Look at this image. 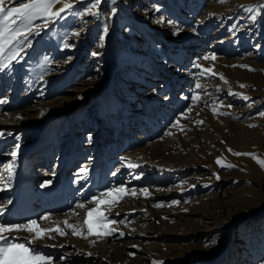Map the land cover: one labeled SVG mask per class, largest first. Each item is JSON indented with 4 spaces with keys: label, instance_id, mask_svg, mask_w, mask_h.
Instances as JSON below:
<instances>
[{
    "label": "rangeland",
    "instance_id": "rangeland-1",
    "mask_svg": "<svg viewBox=\"0 0 264 264\" xmlns=\"http://www.w3.org/2000/svg\"><path fill=\"white\" fill-rule=\"evenodd\" d=\"M65 2L12 24L25 35L0 58V213L26 224L41 205L38 226L65 233L31 241L52 264H264V168L232 143L264 159V0ZM117 188L100 206L112 235L56 224Z\"/></svg>",
    "mask_w": 264,
    "mask_h": 264
},
{
    "label": "snow or ice",
    "instance_id": "snow-or-ice-1",
    "mask_svg": "<svg viewBox=\"0 0 264 264\" xmlns=\"http://www.w3.org/2000/svg\"><path fill=\"white\" fill-rule=\"evenodd\" d=\"M100 0H95L92 7H96ZM7 3H11V0H7ZM57 3H62L63 6L55 11H53L54 6ZM72 9V4L65 2V0H27V2L21 3L18 7H7L6 0H0V58H2L6 51L10 49V46L17 39L18 36L25 35V33L19 28H12L11 25L15 24L16 21H31L36 18L55 19L59 17L62 13ZM115 11V9H113ZM96 15V13H92ZM255 17H253L254 19ZM106 31V29H105ZM30 34V32L28 33ZM103 40V37H101ZM17 53L13 52L9 57V62L15 60ZM214 58V57H213ZM208 59V57H205ZM9 64H0V67H8ZM251 70V69H250ZM210 72V70H205ZM203 74V73H202ZM223 78V77H221ZM201 87L199 84L197 88ZM245 87V85H241ZM194 101L198 100V96L193 97ZM2 102V101H0ZM264 116V113H261ZM202 123V121L200 122ZM253 126V125H250ZM3 135V133H0ZM231 151V149H229ZM234 155H246L254 159L257 164L264 168V159H259L255 153H233ZM13 158H15L16 153H12ZM216 163L221 166H225L221 163L218 158ZM129 167H135V165L129 164ZM227 167H233V165H226ZM9 175L12 173V166H8ZM44 185H42L43 187ZM126 189L117 188L110 189L106 193H101V197H114L113 199L104 200L101 198H93V202L96 204L95 208H90L87 210L86 218L82 225L69 224L64 221L66 228L71 229L73 235L81 236L87 238L83 232V228L86 226L88 229L87 235H96L98 237H104L112 235L114 229L108 227L109 224H114L116 221L109 220L107 216L103 214L100 210L102 204H107L109 207L119 202L126 193ZM145 195L147 192L145 190ZM173 203H176L175 201ZM157 207L159 205H156ZM78 208H84V204L77 205ZM95 217L94 221H90L89 217ZM41 219H48V217H41ZM122 222V221H121ZM96 223L101 226V231L98 233L93 232L92 224ZM24 230L30 233H35L34 239H42L49 232H56L60 235H64L63 229L60 227H54L50 229L39 228L37 221L29 220L26 224H5L0 223V264H52V258L50 256H44L36 252L34 248L31 247V241H25L24 243L15 242L14 239L9 237V233L12 231ZM154 264H160V262H154Z\"/></svg>",
    "mask_w": 264,
    "mask_h": 264
},
{
    "label": "bare ground",
    "instance_id": "bare-ground-1",
    "mask_svg": "<svg viewBox=\"0 0 264 264\" xmlns=\"http://www.w3.org/2000/svg\"><path fill=\"white\" fill-rule=\"evenodd\" d=\"M137 1V0H136ZM55 6H57V4L55 5ZM64 39V38H63ZM241 69V68H240ZM242 73V72H241ZM248 76V75H247ZM246 73L244 72V73H242L241 75H238L237 76V78L238 79H240L241 81H245V79H246ZM229 83V82H228ZM235 84V83H234ZM236 86V85H235ZM234 86V87H235ZM237 88V87H236ZM239 89V88H238ZM167 115H168V113H167ZM191 115H193V114H191ZM190 115V116H191ZM207 115V114H206ZM209 115V114H208ZM219 115V114H218ZM212 116V115H211ZM201 117V116H200ZM205 117V116H204ZM216 117V116H215ZM199 118V117H198ZM219 118V117H218ZM204 119V118H203ZM222 119V118H221ZM261 119V118H260ZM223 120V119H222ZM194 123V122H193ZM223 123H224V121H223ZM221 124V123H220ZM248 124V123H247ZM221 128H223V127H221ZM223 131V130H222ZM224 132V131H223ZM185 135V134H184ZM188 135V134H187ZM229 140H232V138H228ZM242 139V140H241ZM244 136L242 137V136H240V137H235L234 138V140H232V143L234 144V145H236L238 148H240V149H243V150H247L246 152L248 153H250V151H251V149L252 148H249L246 144H245V142H244ZM239 140H241V142L239 143L238 141ZM221 146H223V145H221ZM148 148V147H147ZM145 154V153H144ZM158 154V153H157ZM146 155H148V154H146ZM211 157V156H210ZM246 157V156H245ZM31 158V157H30ZM202 158V157H201ZM241 158V157H240ZM205 159V158H204ZM260 159V158H259ZM158 160H160V159H158ZM241 161V160H240ZM242 161H244V163L246 164L247 163V167H253L254 168V171L256 172V173H258V174H260V175H262V171H260L259 169H258V167L256 166V165H258L259 167H261L259 164H257V162L254 160V159H252L250 162L249 161H247V159H242ZM30 162V161H29ZM42 162V161H41ZM235 163V162H234ZM73 164H75V161H74V163ZM36 167V166H35ZM43 167H45V165L43 164L42 165V168ZM38 168V167H37ZM40 168H41V166H40ZM69 168H71V167H69ZM69 168L67 167V168H65L64 169V171H68L69 170ZM262 168V167H261ZM35 170V169H34ZM80 170L78 169L75 173H78ZM0 193H1V191H0ZM75 193V192H74ZM48 196V195H47ZM52 197V196H51ZM46 200V199H45ZM47 201V200H46ZM77 202V201H76ZM74 203V202H73ZM25 205L26 204H24L23 206H22V212H24L23 213V216H25L26 218H28V219H32V220H34L33 219V216H34V214L35 213H37V212H39L40 210H42V206L41 205H37V204H35L34 203V201L33 202H29L28 203V208L26 209L25 208ZM59 205V204H58ZM76 205V204H75ZM21 206V205H20ZM36 206V207H35ZM10 208H12V209H14L15 210V208H14V206L13 205H11V206H9ZM76 207V206H75ZM69 209V208H68ZM21 212V211H20ZM73 211H71L70 213L71 214H73L72 213ZM10 213V211H8L6 214H4V213H0V223H7V224H11L13 221H14V219H12V214H9ZM59 213V212H58ZM71 214H70V216H71ZM17 215H19L20 216V214H17ZM54 217H53V221H57L58 220V218H59V215H53ZM70 216H69V218H70ZM21 217V216H20ZM74 217V216H73ZM21 219H24V218H21ZM76 219V217H74L72 220H75ZM46 220H50V219H46ZM45 220V221H46ZM70 222V221H69ZM68 222V223H69ZM73 223V222H72ZM71 223V224H72ZM56 224H59L60 226L61 225H64V222L63 223H56ZM146 226V225H145ZM53 227V223H52V221H49V222H44V224L41 226V227H39V228H41V229H49V228H52ZM143 231V230H142ZM50 233V232H49ZM148 234V233H147ZM9 235V237L10 238H12V239H14V241L15 242H18V243H24L25 241H32V242H34L35 243V245H38V244H36V239H34V236H35V233H30V232H27V231H24V230H20V231H12L11 233H9L8 234ZM48 235V234H47ZM46 235V236H47ZM150 235V234H149ZM41 241H45V239H44V237L41 239ZM40 241V244L41 245H43V243ZM264 242V241H263ZM262 242V243H263ZM100 244V243H99ZM264 245V244H263ZM52 246V245H51ZM97 248H99V250L104 254V256H107V254H108V250H106L105 248H106V246L105 245H103V244H100ZM94 250V249H93ZM97 250V249H96ZM90 252V251H89ZM97 252V251H96ZM101 253V254H102ZM74 255V254H73ZM93 255V254H92ZM251 257V256H250Z\"/></svg>",
    "mask_w": 264,
    "mask_h": 264
}]
</instances>
